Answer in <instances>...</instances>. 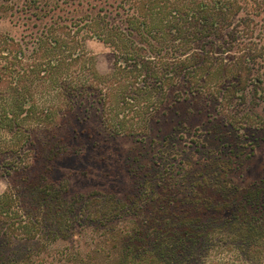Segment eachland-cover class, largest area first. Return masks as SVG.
I'll use <instances>...</instances> for the list:
<instances>
[{
	"label": "trees",
	"instance_id": "trees-1",
	"mask_svg": "<svg viewBox=\"0 0 264 264\" xmlns=\"http://www.w3.org/2000/svg\"><path fill=\"white\" fill-rule=\"evenodd\" d=\"M82 5L0 0L27 29H0V154L24 179L0 193V264H264V163L245 176L264 139V0ZM92 40L113 54L107 72ZM198 101L192 132L162 120ZM75 103L135 138L122 194H69L65 177L28 175L31 132Z\"/></svg>",
	"mask_w": 264,
	"mask_h": 264
},
{
	"label": "rangeland",
	"instance_id": "rangeland-1",
	"mask_svg": "<svg viewBox=\"0 0 264 264\" xmlns=\"http://www.w3.org/2000/svg\"><path fill=\"white\" fill-rule=\"evenodd\" d=\"M116 1L83 0V5L78 7V11L86 12L89 7H93L95 10L101 8L115 12ZM24 21H26L24 14L18 13L15 17H3L0 14V29L13 35L26 33L27 29L25 30L22 24ZM27 27L32 29L31 25ZM88 48L96 55L98 69L107 72L113 60L111 50L97 40L88 41ZM88 103L79 104L80 106L75 103V109L64 114L57 126L36 128L31 132L29 151L33 158L29 161L31 167L27 173L34 174L41 183L57 184L58 179L65 177L69 184V194L97 195L111 192L120 195L127 186L125 161L130 149L136 144L135 138L116 135L105 129L98 120L95 106H90ZM203 105H205L203 101L182 102L170 108L162 120L179 122L181 128L175 134L184 132L183 128H191L192 132L193 126L199 123L200 118H194L191 111ZM166 126L169 125L165 124V128ZM153 133L158 134L157 130ZM11 158L10 155L0 154V193L8 185H13L18 190L24 186L21 175L16 176L10 169ZM262 163H264V139L259 135L249 163L250 171L245 176L250 179L256 178ZM20 194L22 201L27 202L26 195L21 192ZM67 199L69 201V198ZM80 209L81 207L76 211Z\"/></svg>",
	"mask_w": 264,
	"mask_h": 264
}]
</instances>
